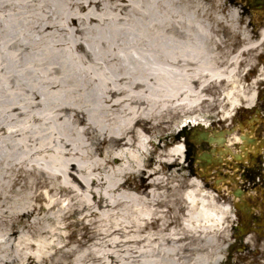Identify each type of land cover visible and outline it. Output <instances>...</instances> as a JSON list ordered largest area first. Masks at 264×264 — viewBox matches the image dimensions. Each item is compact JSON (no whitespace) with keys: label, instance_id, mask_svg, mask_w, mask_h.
Instances as JSON below:
<instances>
[{"label":"bare ground","instance_id":"bare-ground-1","mask_svg":"<svg viewBox=\"0 0 264 264\" xmlns=\"http://www.w3.org/2000/svg\"><path fill=\"white\" fill-rule=\"evenodd\" d=\"M210 6L0 0V264H225L232 207L192 174L168 199L160 177L181 176L188 128L256 102L252 61L241 67L264 30L257 42L241 31L233 53ZM239 19L232 8V32ZM95 224L75 242L60 232Z\"/></svg>","mask_w":264,"mask_h":264},{"label":"flooded vegetation","instance_id":"flooded-vegetation-1","mask_svg":"<svg viewBox=\"0 0 264 264\" xmlns=\"http://www.w3.org/2000/svg\"><path fill=\"white\" fill-rule=\"evenodd\" d=\"M234 3L244 13L264 15V5ZM207 132V141H188L190 173L207 188L222 191L236 213L238 240L264 245V99L238 109L227 124L212 119Z\"/></svg>","mask_w":264,"mask_h":264},{"label":"rangeland","instance_id":"rangeland-1","mask_svg":"<svg viewBox=\"0 0 264 264\" xmlns=\"http://www.w3.org/2000/svg\"><path fill=\"white\" fill-rule=\"evenodd\" d=\"M210 4H211V12H210V17H209V21L210 23H212V27L214 29H219V34L220 37L224 38V43L227 47L230 48V50L234 53L236 52V50L238 48L241 47L242 43H243V39L241 38V31L243 30H247L249 35H252V38L255 42L258 41L260 35L259 32L262 31L264 29V16L260 15V14H252V13H242V11L244 10L239 3H234V0H221L220 3H217V0H210ZM226 8V12H223L224 14V19L225 22L223 23H218V28H216V20H215V14L214 11L216 9H224ZM232 8H235L238 10L239 15H240V19H239V28L236 32H232L229 24L232 23V21L230 20V10H232ZM253 21L254 25L250 24V22ZM253 26V28L251 27ZM224 34V35H223ZM245 60L246 62L242 65L241 70L247 69V66L249 64V61L251 63L250 65V69H247V74L244 77V83L246 85V91L247 93H251L252 90H256V102L257 103L259 100L261 101V99H264V89H262V87L264 86V42L256 49L252 50L250 53L245 54ZM257 82L255 83V88H253L251 85L253 84L254 81ZM212 97H214V101L217 98V91L214 92L212 91ZM258 93V94H257ZM259 95V96H258ZM215 103V102H213ZM260 105V103H259ZM213 114H215V111L211 112ZM260 117V116H259ZM194 118V115H189L188 117L184 118V120H190ZM219 117H215L214 119H218ZM229 120H226L225 123L227 124ZM209 122V121H207ZM206 122V123H207ZM218 122V121H216ZM177 126V125H176ZM181 126V124H180ZM179 128V127H178ZM176 128V129H178ZM174 133H176V130L174 131ZM182 137V136H181ZM184 138H187V136H185ZM177 139V135L170 137V140L175 141ZM157 142L160 144V140H156V143L154 142L153 145L149 146V151H153L154 150V146L156 145V147L159 145L157 144ZM166 143L165 142H161V146H165ZM160 159V158H159ZM149 160H151V165L149 167H147V174L150 171H153V167H154V156H151L150 158L147 159L146 163H149ZM178 169H181V171L179 173H181V176H176V178H169L164 175L161 174L160 177L167 179V182L169 183V188L167 189V194H168V199H170L171 197V191L172 188H170V186H174V185H180L181 184V189H185L186 188V182L189 179L190 173H189V166L187 163H184V158H183V163L179 164L176 166ZM197 178V177H196ZM199 179V178H197ZM200 180V179H199ZM208 190L214 192L215 194H217L216 198H217V203L221 204V205H227V202H224V197L222 196V191L220 190H216V189H209ZM184 207V203L179 202V208ZM160 209L163 212L164 215H166L167 218H171L173 219V212L169 211L170 208L167 205H161ZM234 213V211H233ZM85 215V214H84ZM82 214H79L76 218H81ZM74 223L76 222V219L70 220V223ZM69 223V221L67 222ZM84 223H86V221H84ZM75 224V223H74ZM236 224V219L235 218H231V220H227L226 222V232L223 234V236L226 235V239L224 240L223 243V252L222 254L225 256L226 259V263L225 264H264V245H260L258 242L253 241L249 244V246L247 244H245L243 242V239L238 240V231H234V225ZM97 224H95L94 226H89V229H85L84 225H74L71 228H67L64 227L62 230H60V232H63V234L66 235V240L68 239V241L70 242H75L78 239L81 238V235L86 231H95V230H99L98 228H96ZM155 228V227H153ZM102 228H100L101 230ZM72 232H74V235L72 236ZM69 236V238H68ZM224 238L221 236V240H223ZM220 241V238H219ZM251 249H250V248ZM225 251V252H224Z\"/></svg>","mask_w":264,"mask_h":264},{"label":"water","instance_id":"water-1","mask_svg":"<svg viewBox=\"0 0 264 264\" xmlns=\"http://www.w3.org/2000/svg\"><path fill=\"white\" fill-rule=\"evenodd\" d=\"M204 140H206V137H204Z\"/></svg>","mask_w":264,"mask_h":264}]
</instances>
